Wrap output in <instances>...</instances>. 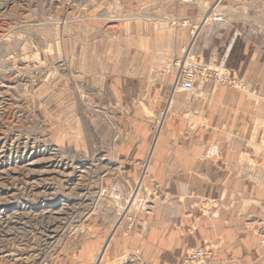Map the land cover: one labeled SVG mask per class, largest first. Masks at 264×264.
I'll use <instances>...</instances> for the list:
<instances>
[{
	"label": "rangeland",
	"instance_id": "374dc122",
	"mask_svg": "<svg viewBox=\"0 0 264 264\" xmlns=\"http://www.w3.org/2000/svg\"><path fill=\"white\" fill-rule=\"evenodd\" d=\"M217 5L193 23L178 16L177 0H0V264H141L128 254L112 256L119 235L128 237L142 218L152 220L159 206L183 200L167 197L158 181L148 184L145 166L134 180L124 177L128 166L120 164L119 148L137 138L129 119L145 101H125L129 85L120 78L141 75L131 70L133 61L148 66L141 87L143 95L157 94L154 145L161 110L176 93L190 96L179 88L165 92L162 83L173 76L168 66L190 44L195 56L203 28L219 24L209 22L211 14L226 17ZM193 25L199 31L191 42ZM166 31L190 36L178 55L160 48ZM148 44L153 47L145 50ZM227 90L245 94L247 85ZM254 104L251 99L252 111ZM234 119L238 131L221 133L244 138L236 180L218 183L217 196H197L191 209L199 214L195 222L212 230L224 210L240 220L251 255L241 264H264V118L251 112ZM217 157L224 167L222 154ZM114 185L120 199L102 195ZM219 238L186 254L210 247L215 264L224 246Z\"/></svg>",
	"mask_w": 264,
	"mask_h": 264
},
{
	"label": "crops",
	"instance_id": "0c3cea01",
	"mask_svg": "<svg viewBox=\"0 0 264 264\" xmlns=\"http://www.w3.org/2000/svg\"><path fill=\"white\" fill-rule=\"evenodd\" d=\"M177 4L178 16L193 23H200L211 6L210 10L216 4L224 6L226 22L203 28L193 48L194 55L207 64L236 71L245 80L247 91L233 94L227 88L209 84L200 95L176 93L170 107L166 109L167 103L165 111L161 110L160 135L153 145L151 128L160 113L151 102L157 94L154 91L143 95L141 85L147 82L149 68L131 62V70H141V75L120 78L129 85V95L124 99L145 101V105L131 106L129 127L137 138L129 136L119 148L124 149L120 164L128 166L124 177L134 180L145 166L144 179L148 184L158 181L167 197L183 201L159 206L152 220L142 218L128 237L120 234L112 256L128 254L131 263L138 260L141 264H180L189 248L201 246L205 240L219 244L220 236L224 246L217 253L215 264H241L251 255L250 236L240 227V220L224 210L212 230L208 223L195 222L199 214L192 211L191 204L203 194L217 196L218 183L228 187L229 182L236 180L233 168L244 138L225 139L223 128L231 132L234 126L238 131L234 118L250 116L251 112L264 118V0H177ZM170 33L161 35L164 38L160 48L178 55L190 36L185 31ZM151 46L148 44L145 50ZM171 77L167 84L162 83L166 93L174 86ZM251 99L255 100L253 111ZM220 154L224 167L218 162ZM228 190L223 191L227 204L228 195L232 196V190L229 194Z\"/></svg>",
	"mask_w": 264,
	"mask_h": 264
},
{
	"label": "built area",
	"instance_id": "2783aa9c",
	"mask_svg": "<svg viewBox=\"0 0 264 264\" xmlns=\"http://www.w3.org/2000/svg\"><path fill=\"white\" fill-rule=\"evenodd\" d=\"M209 22L223 23L225 17L219 12L211 14ZM183 28L189 26V23L179 24ZM191 42L197 37L199 31L198 25L191 26ZM191 46V44H190ZM184 48L168 66L169 74L174 77L173 89L179 88L187 94H202V91L209 84H217L234 91L246 90L244 80L232 73L229 69H223L205 63L203 60L193 56L191 47ZM105 197L121 198L119 186L114 185L112 189L102 190ZM214 255L210 247H198L190 249L181 264H212Z\"/></svg>",
	"mask_w": 264,
	"mask_h": 264
}]
</instances>
